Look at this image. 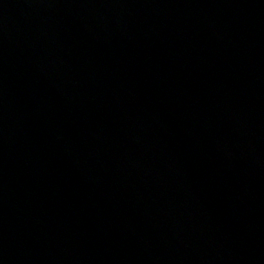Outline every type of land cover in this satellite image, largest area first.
<instances>
[{
    "label": "water",
    "instance_id": "obj_1",
    "mask_svg": "<svg viewBox=\"0 0 264 264\" xmlns=\"http://www.w3.org/2000/svg\"><path fill=\"white\" fill-rule=\"evenodd\" d=\"M0 264H264V0H0Z\"/></svg>",
    "mask_w": 264,
    "mask_h": 264
}]
</instances>
